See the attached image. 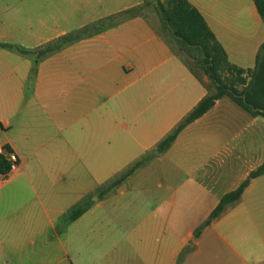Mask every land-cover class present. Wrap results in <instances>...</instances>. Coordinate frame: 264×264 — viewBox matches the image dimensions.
<instances>
[{
    "label": "crops",
    "instance_id": "obj_1",
    "mask_svg": "<svg viewBox=\"0 0 264 264\" xmlns=\"http://www.w3.org/2000/svg\"><path fill=\"white\" fill-rule=\"evenodd\" d=\"M187 1L228 61L252 69L264 41L254 0ZM141 2L28 0L34 45L22 48L27 54L0 46V145L19 157L17 171L0 173V264H66L69 241L95 242V205L86 197L96 190V148L121 155L124 167L155 149L207 93L204 79L142 16L79 33ZM68 33L80 36L37 56V49ZM161 154L200 165L202 173L189 179L207 189L210 200L198 227L222 195L263 163L264 116L223 96ZM220 180L227 188L219 191ZM83 201L87 209L69 220L70 209ZM129 208L140 213L138 232L158 239L164 206ZM194 231L192 248L182 252L183 240L167 260L151 252L124 256L142 264H264V173L197 237ZM111 256L105 259H116Z\"/></svg>",
    "mask_w": 264,
    "mask_h": 264
},
{
    "label": "rangeland",
    "instance_id": "obj_2",
    "mask_svg": "<svg viewBox=\"0 0 264 264\" xmlns=\"http://www.w3.org/2000/svg\"><path fill=\"white\" fill-rule=\"evenodd\" d=\"M141 12L159 29L157 15L152 7H146ZM90 30L92 28L88 25L79 33ZM0 43L19 48L34 45L28 28V0H0ZM183 57L195 74L212 89L210 80L198 64L187 55ZM30 58L36 60L33 53ZM152 151L146 153L145 162L132 175L102 196V186L131 163L120 167V153L117 158H113L117 153L96 148V190L86 197L89 203L95 205L96 240L92 242L85 239L82 243L69 241V259L66 264H91L94 257L96 264H142L134 257L124 255L151 252L159 254V260L161 257L167 260L183 240L182 252L192 248L194 239L191 233L207 214L205 208L210 200L207 189L197 188L189 179V176L202 173L198 170L200 165L183 163L177 160L178 155L175 154L157 156ZM105 178H108L106 182L103 181ZM216 188L224 190L227 185L220 180ZM156 204L164 206L165 220L159 238L153 240L143 236L141 231L138 232L141 229L134 227L140 220V213L131 212L129 207ZM105 255L115 256L116 259L106 260Z\"/></svg>",
    "mask_w": 264,
    "mask_h": 264
},
{
    "label": "trees",
    "instance_id": "obj_3",
    "mask_svg": "<svg viewBox=\"0 0 264 264\" xmlns=\"http://www.w3.org/2000/svg\"><path fill=\"white\" fill-rule=\"evenodd\" d=\"M254 3L261 18L264 20V0H254ZM146 7H152L157 15L159 29L154 28L160 37L186 64L188 69L195 74L183 55L192 58L203 70L213 87L212 89L207 87V93L199 102L156 143L155 149L158 152L166 151L188 124L202 116L214 105L217 99L223 96L231 98L238 106L253 116H264V41L258 47L255 66L252 69L245 70L231 64L203 16L189 1L142 0L139 5L120 11L107 19H101L97 23L90 25V27L92 29L103 28L135 16H142L147 19L141 12ZM79 36V33L62 35L37 49V56L41 57L57 51ZM0 46L23 54L28 53V51L12 44L0 43ZM145 160L146 155L135 160L116 176L109 179L102 186L100 194L103 196L118 187ZM8 168V163L0 156V173H6ZM263 173L264 161L254 170L250 171L248 176L235 189L221 196L206 219L195 229L194 236L197 237L204 226L219 217L227 207L237 202L250 179L258 177ZM87 207L88 203L86 201L73 206L69 211V220L76 219Z\"/></svg>",
    "mask_w": 264,
    "mask_h": 264
},
{
    "label": "built area",
    "instance_id": "obj_4",
    "mask_svg": "<svg viewBox=\"0 0 264 264\" xmlns=\"http://www.w3.org/2000/svg\"><path fill=\"white\" fill-rule=\"evenodd\" d=\"M0 156H2L5 161L8 163V172H15L18 170L19 167V157L18 155L8 148L5 145H0Z\"/></svg>",
    "mask_w": 264,
    "mask_h": 264
},
{
    "label": "water",
    "instance_id": "obj_5",
    "mask_svg": "<svg viewBox=\"0 0 264 264\" xmlns=\"http://www.w3.org/2000/svg\"><path fill=\"white\" fill-rule=\"evenodd\" d=\"M153 154L157 155L158 154V151L156 149H153Z\"/></svg>",
    "mask_w": 264,
    "mask_h": 264
}]
</instances>
